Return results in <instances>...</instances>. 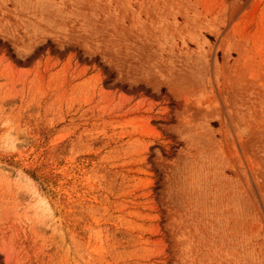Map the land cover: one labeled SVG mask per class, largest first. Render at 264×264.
Listing matches in <instances>:
<instances>
[{
  "label": "rangeland",
  "instance_id": "rangeland-1",
  "mask_svg": "<svg viewBox=\"0 0 264 264\" xmlns=\"http://www.w3.org/2000/svg\"><path fill=\"white\" fill-rule=\"evenodd\" d=\"M0 264H264V0H0Z\"/></svg>",
  "mask_w": 264,
  "mask_h": 264
}]
</instances>
